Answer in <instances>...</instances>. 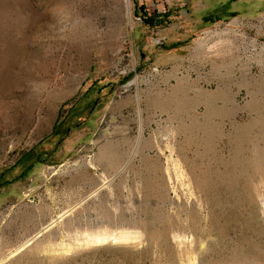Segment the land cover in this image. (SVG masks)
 <instances>
[{"label":"rangeland","instance_id":"obj_1","mask_svg":"<svg viewBox=\"0 0 264 264\" xmlns=\"http://www.w3.org/2000/svg\"><path fill=\"white\" fill-rule=\"evenodd\" d=\"M0 264H264V0H0Z\"/></svg>","mask_w":264,"mask_h":264},{"label":"trees","instance_id":"obj_2","mask_svg":"<svg viewBox=\"0 0 264 264\" xmlns=\"http://www.w3.org/2000/svg\"><path fill=\"white\" fill-rule=\"evenodd\" d=\"M59 123L58 122H55L54 123V126H53V129H54V127H56V125H58Z\"/></svg>","mask_w":264,"mask_h":264},{"label":"bare ground","instance_id":"obj_3","mask_svg":"<svg viewBox=\"0 0 264 264\" xmlns=\"http://www.w3.org/2000/svg\"><path fill=\"white\" fill-rule=\"evenodd\" d=\"M129 2V1H128ZM130 8V7H129ZM129 14V13H128Z\"/></svg>","mask_w":264,"mask_h":264}]
</instances>
